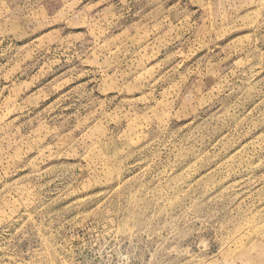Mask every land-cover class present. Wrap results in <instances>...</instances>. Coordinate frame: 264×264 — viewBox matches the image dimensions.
<instances>
[{"label":"rangeland","instance_id":"rangeland-1","mask_svg":"<svg viewBox=\"0 0 264 264\" xmlns=\"http://www.w3.org/2000/svg\"><path fill=\"white\" fill-rule=\"evenodd\" d=\"M0 264H264V0H0Z\"/></svg>","mask_w":264,"mask_h":264}]
</instances>
